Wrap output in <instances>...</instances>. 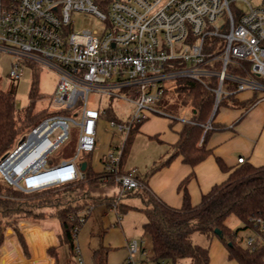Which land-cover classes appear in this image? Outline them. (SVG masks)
Here are the masks:
<instances>
[{
	"label": "built area",
	"instance_id": "obj_1",
	"mask_svg": "<svg viewBox=\"0 0 264 264\" xmlns=\"http://www.w3.org/2000/svg\"><path fill=\"white\" fill-rule=\"evenodd\" d=\"M73 13L92 15L101 24L74 31ZM0 51L12 57L7 75L13 80L25 67L57 75L50 100L54 109L0 158V178L27 192L82 179L76 159L95 148L101 113L108 107L103 98L123 99L135 111L125 120L105 121L122 137H113L102 155L103 181L118 186L119 198L143 186L135 167L119 168L128 133L154 115L174 117L159 102L175 91L177 78L217 80L215 108L219 97L232 91L264 97L259 79L264 78V0H0ZM224 81L235 83V89L227 91ZM71 125L78 127L76 154L52 163L48 157L68 139ZM112 209L116 212L115 205ZM88 212L80 213L79 222ZM249 221L242 245L261 248L264 262V216ZM150 255L145 237L130 238L122 264H176Z\"/></svg>",
	"mask_w": 264,
	"mask_h": 264
},
{
	"label": "trees",
	"instance_id": "obj_2",
	"mask_svg": "<svg viewBox=\"0 0 264 264\" xmlns=\"http://www.w3.org/2000/svg\"><path fill=\"white\" fill-rule=\"evenodd\" d=\"M240 63L245 68L249 67L247 62ZM229 69L238 71L233 65H229ZM259 79L264 81V78ZM175 82V91L166 96L169 101L162 106L166 113L174 116L167 117L169 127L173 128L176 123H180L177 117L184 107L191 108L192 112L189 121L180 123L177 140L168 144L167 155L154 162L150 174L178 156L193 169L212 154L206 142L212 132L218 129L213 123L218 108L240 104L236 97L237 92L232 91L221 95L215 108L216 98L212 87L217 84V80L214 78L204 82L177 78ZM37 83V71H33L28 91L29 102L21 110L16 108L14 91H6L0 87V158L13 149L20 137L47 114L43 111L33 113V102L38 95ZM223 84L227 91L235 89L233 82L224 81ZM101 115L102 120L106 122L111 119L120 121L110 106ZM146 120L136 122L131 127L123 144L120 171L127 168L126 156L133 134ZM208 124L210 128H206ZM150 138L163 143L156 135H151ZM110 147L109 143L108 149ZM95 148L85 153L82 161L85 163V168L82 170L83 178L72 183L27 192L0 178V247L6 237V229L11 228L22 253L29 257L30 248L22 232L21 223H39L45 219L47 213L53 211L54 218L58 220L57 244L49 247L47 254L54 257L55 264H58L56 254L58 247L64 246L68 251V257L76 254L74 240L82 223L79 222L80 213L92 206L105 205L107 208H112L115 205L118 215L135 210L145 216L142 234L149 238L152 260L169 259L177 264L189 259L191 264H208V247L194 242L192 235L198 233L209 239L214 235L218 236L215 233L217 229L220 231L218 237L226 247L228 259L233 260L235 264H264L261 248L250 251L235 238L237 230L231 229L226 224L227 218L234 215L243 223L244 228H248L251 225L249 221L251 218L264 216V164L256 166L244 161L237 166H227L220 157L216 156L219 168L228 172L227 178L203 193L197 204H192L186 187L188 181L194 177L192 170L178 184V190L182 194L179 207H172L153 195L148 189L146 178L137 174L143 186L125 191L119 197L139 196L141 205L134 206L121 203L118 191H114L112 195L104 193L107 188L116 184L113 181H103L105 173L102 156L97 159L98 167H93L91 155ZM61 187L66 189L60 194L58 188ZM53 189L58 191H52ZM108 249V246L94 249L92 264H108ZM70 260L71 258L65 259L64 264H69Z\"/></svg>",
	"mask_w": 264,
	"mask_h": 264
},
{
	"label": "rangeland",
	"instance_id": "obj_3",
	"mask_svg": "<svg viewBox=\"0 0 264 264\" xmlns=\"http://www.w3.org/2000/svg\"><path fill=\"white\" fill-rule=\"evenodd\" d=\"M71 18L74 31L98 28L101 24L96 17L83 13H73ZM11 60L12 57L10 55L0 51V87L6 91H14L16 108L21 110L28 104V91L32 80V73L33 71H37L38 95L33 102V113H40L42 111L43 113H46L47 111L49 112L53 110L54 107L51 105L50 100L57 82L56 73L45 68L32 70L29 67H25L21 77L13 80L7 75ZM168 95L163 96V99L160 102V107L168 103L169 100H167L166 97ZM90 100L89 104L91 103L90 105H93L94 96L90 95ZM103 100L104 105L108 104L113 112L123 120L132 115L135 111V105L126 100L108 97L103 98ZM184 108H186V110L179 113L178 117L180 119L189 118L192 112L191 108ZM73 113L74 111L70 114L73 115ZM156 116L157 117H152L149 120H146L142 124L140 131L135 134L133 139H131L132 142L130 141L129 151L126 156V166H137L142 175H146L147 172H149L153 166L154 160L158 161L167 155L166 150L168 149V145L149 137V135L155 133V131H159L162 127L167 128L168 126L167 117L162 115ZM103 123L104 122H102L97 133L96 148L91 155L93 167H98V154L105 151L106 144L111 137H122V135L117 133L115 129L110 128L107 124ZM77 138L78 127L71 125L68 139L49 155L48 160H51L52 163H57L62 159L74 156L77 151ZM84 158L85 153L80 152L76 162H82ZM117 187V185L111 186L107 188L104 193L112 195L114 191H118ZM65 189L66 188L63 187L58 188V190L61 191L60 194ZM58 190L53 189L52 191ZM119 201L134 206L141 205V199L139 196H123L119 198ZM144 221L145 216L139 211L129 210L126 213L118 215L112 208H107L105 205L92 206L89 208V212L87 213L84 222L81 223L74 240V244L79 253L68 257L67 249L64 246L58 247L56 254L66 255L64 258L58 257V264H64V261L67 258H71L69 264H78V257L82 259V263L80 264H92V252L99 246L109 247L107 252L108 264H119L126 253L123 247L125 246L127 239H139L141 236H144L146 246L150 247L148 236L142 234V223ZM39 223L43 226H51L55 224L56 235L58 230V220L57 218H54L53 211L47 213L45 219ZM226 224L231 229L237 230V238L242 244L244 236L248 233V229L244 228L243 223L234 215H230L227 218ZM5 233L6 236H14L11 228H7ZM192 239L194 242L208 247L210 259H212L211 264H234L232 260L228 259L226 247L218 236L214 235L207 239L201 234L194 233ZM183 264H191V262L189 259H185L183 260Z\"/></svg>",
	"mask_w": 264,
	"mask_h": 264
},
{
	"label": "crops",
	"instance_id": "obj_4",
	"mask_svg": "<svg viewBox=\"0 0 264 264\" xmlns=\"http://www.w3.org/2000/svg\"><path fill=\"white\" fill-rule=\"evenodd\" d=\"M236 97L240 102L239 105L220 106L218 108L213 120L218 129L212 132L206 142V146L211 148L212 154L193 169L184 163L179 156L151 174V169L146 175H142L137 166H133L137 169V174L140 177L146 178L148 189L153 195L172 207H179L182 202V194L178 190V184L193 170L194 177L188 181L186 187L191 203L197 204L203 193L207 192L214 184L221 183L227 178L228 172L219 168L215 159L216 156L220 157L227 166L240 164L238 162L239 157H244L245 161L256 166L264 164V97L261 96V93L252 90H242L236 94ZM184 110L186 108L181 109L179 113ZM167 120V128L162 127L151 135H156L158 139L168 145L177 140V131L183 120L179 119L180 123H176L173 128L169 127V119ZM102 122L106 124L102 120L99 126L102 125ZM140 128L136 133L140 131ZM136 133L133 134L132 139ZM113 137L107 142L105 151L100 152L98 157L108 150ZM21 225L30 248L29 257L22 253L16 237L9 235L5 237L0 247V264H16L23 260L32 261L34 264H54V257L47 254V249L56 245L55 224L43 226L41 223L28 224L22 222ZM126 242L123 247L125 252ZM58 257L64 258L66 255H59ZM211 263L212 259L209 256L208 264ZM233 263L235 264L234 261Z\"/></svg>",
	"mask_w": 264,
	"mask_h": 264
},
{
	"label": "water",
	"instance_id": "obj_5",
	"mask_svg": "<svg viewBox=\"0 0 264 264\" xmlns=\"http://www.w3.org/2000/svg\"><path fill=\"white\" fill-rule=\"evenodd\" d=\"M84 168H85V163L82 162V163L80 164V169L83 170ZM215 233H216L218 236H220V231H219V230L216 229V230H215Z\"/></svg>",
	"mask_w": 264,
	"mask_h": 264
}]
</instances>
